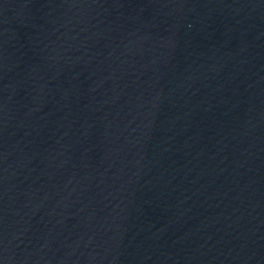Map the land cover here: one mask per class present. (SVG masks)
I'll use <instances>...</instances> for the list:
<instances>
[{
    "label": "water",
    "instance_id": "95a60500",
    "mask_svg": "<svg viewBox=\"0 0 264 264\" xmlns=\"http://www.w3.org/2000/svg\"><path fill=\"white\" fill-rule=\"evenodd\" d=\"M0 264H264V0H0Z\"/></svg>",
    "mask_w": 264,
    "mask_h": 264
}]
</instances>
